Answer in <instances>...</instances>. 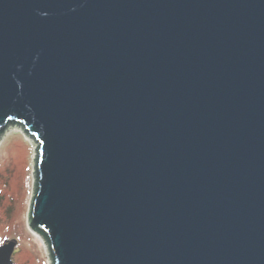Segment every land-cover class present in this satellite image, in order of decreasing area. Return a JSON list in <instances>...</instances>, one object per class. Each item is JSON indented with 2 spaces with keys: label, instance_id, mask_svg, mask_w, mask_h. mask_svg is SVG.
<instances>
[{
  "label": "water",
  "instance_id": "water-1",
  "mask_svg": "<svg viewBox=\"0 0 264 264\" xmlns=\"http://www.w3.org/2000/svg\"><path fill=\"white\" fill-rule=\"evenodd\" d=\"M10 125L53 264H264V0H0Z\"/></svg>",
  "mask_w": 264,
  "mask_h": 264
},
{
  "label": "rangeland",
  "instance_id": "rangeland-1",
  "mask_svg": "<svg viewBox=\"0 0 264 264\" xmlns=\"http://www.w3.org/2000/svg\"><path fill=\"white\" fill-rule=\"evenodd\" d=\"M37 147L20 125L0 136V246L17 244L14 264H53L46 241L29 227Z\"/></svg>",
  "mask_w": 264,
  "mask_h": 264
},
{
  "label": "bare ground",
  "instance_id": "bare-ground-1",
  "mask_svg": "<svg viewBox=\"0 0 264 264\" xmlns=\"http://www.w3.org/2000/svg\"><path fill=\"white\" fill-rule=\"evenodd\" d=\"M41 237V236H40ZM42 238V237H41Z\"/></svg>",
  "mask_w": 264,
  "mask_h": 264
}]
</instances>
